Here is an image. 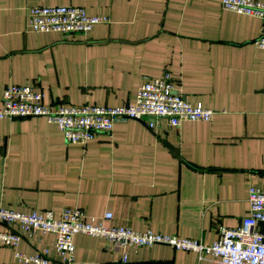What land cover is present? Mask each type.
I'll return each mask as SVG.
<instances>
[{"label":"crops","instance_id":"1","mask_svg":"<svg viewBox=\"0 0 264 264\" xmlns=\"http://www.w3.org/2000/svg\"><path fill=\"white\" fill-rule=\"evenodd\" d=\"M54 4L108 21L67 39L26 28L27 7ZM259 23L220 0H0V95L7 83H32L45 103L120 105L166 70L177 94L214 109L207 120L176 126L116 120L85 143L65 141L39 115L0 117V206L54 213L77 206L95 223L208 243L219 226L237 225L248 185L264 188V47L253 43ZM53 237L20 232L16 247L32 253ZM72 241L67 264H218L165 243L114 246L80 232ZM0 261H13L10 247H0Z\"/></svg>","mask_w":264,"mask_h":264},{"label":"built area","instance_id":"2","mask_svg":"<svg viewBox=\"0 0 264 264\" xmlns=\"http://www.w3.org/2000/svg\"><path fill=\"white\" fill-rule=\"evenodd\" d=\"M223 9L259 19V32L253 39L258 48L264 47V0H220ZM26 28L31 32H53L61 39L69 34H84L94 24L106 23L107 16L87 14L83 7L74 5H35L26 8ZM171 77L163 70L146 77L136 88L132 102L120 105L45 103L42 92L32 83H7L0 95V117L39 115L53 123L65 141L85 143L98 133H109L116 120L144 119L148 127L160 123L176 126L184 119L207 120L214 109L200 102L191 103L176 92L172 93ZM247 213L234 226H219L211 242L174 233H160L149 228L132 229L127 225H105L86 219L77 206H65L58 213L51 209L21 212L0 206V247L12 249L13 261L0 264H65L73 257L74 233H86L107 238L112 245L147 246L165 243L173 248L192 250L199 256L209 254L218 264H264V188L248 185ZM110 211L102 218H110ZM12 225L18 230L13 229ZM51 232L54 237L32 253L16 246L20 232ZM50 250L54 256H50ZM125 255H122V260ZM100 264V263H95Z\"/></svg>","mask_w":264,"mask_h":264},{"label":"water","instance_id":"3","mask_svg":"<svg viewBox=\"0 0 264 264\" xmlns=\"http://www.w3.org/2000/svg\"><path fill=\"white\" fill-rule=\"evenodd\" d=\"M172 93H174L175 92V90L174 89H172V91H171Z\"/></svg>","mask_w":264,"mask_h":264}]
</instances>
